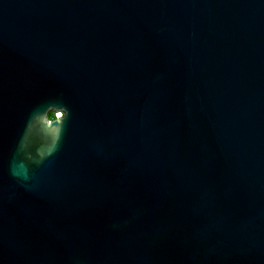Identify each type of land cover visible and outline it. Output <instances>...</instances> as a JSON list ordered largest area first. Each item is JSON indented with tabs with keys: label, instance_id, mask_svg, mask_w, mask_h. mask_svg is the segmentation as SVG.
<instances>
[{
	"label": "water",
	"instance_id": "95a60500",
	"mask_svg": "<svg viewBox=\"0 0 264 264\" xmlns=\"http://www.w3.org/2000/svg\"><path fill=\"white\" fill-rule=\"evenodd\" d=\"M0 264H264V0H0Z\"/></svg>",
	"mask_w": 264,
	"mask_h": 264
},
{
	"label": "trees",
	"instance_id": "16d2710c",
	"mask_svg": "<svg viewBox=\"0 0 264 264\" xmlns=\"http://www.w3.org/2000/svg\"><path fill=\"white\" fill-rule=\"evenodd\" d=\"M48 115L49 117H53L55 114L53 113V111H50Z\"/></svg>",
	"mask_w": 264,
	"mask_h": 264
},
{
	"label": "built area",
	"instance_id": "2783aa9c",
	"mask_svg": "<svg viewBox=\"0 0 264 264\" xmlns=\"http://www.w3.org/2000/svg\"><path fill=\"white\" fill-rule=\"evenodd\" d=\"M59 112H60V111H56V112H54V114L58 115ZM60 113H61V112H60ZM60 113H59V114H60Z\"/></svg>",
	"mask_w": 264,
	"mask_h": 264
},
{
	"label": "bare ground",
	"instance_id": "6f19581e",
	"mask_svg": "<svg viewBox=\"0 0 264 264\" xmlns=\"http://www.w3.org/2000/svg\"><path fill=\"white\" fill-rule=\"evenodd\" d=\"M59 113H60V112H59ZM59 113H58V114H59Z\"/></svg>",
	"mask_w": 264,
	"mask_h": 264
},
{
	"label": "snow or ice",
	"instance_id": "6c2138e0",
	"mask_svg": "<svg viewBox=\"0 0 264 264\" xmlns=\"http://www.w3.org/2000/svg\"><path fill=\"white\" fill-rule=\"evenodd\" d=\"M62 115V114H61Z\"/></svg>",
	"mask_w": 264,
	"mask_h": 264
}]
</instances>
